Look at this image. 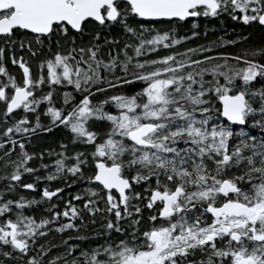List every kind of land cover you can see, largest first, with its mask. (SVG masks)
<instances>
[{
	"label": "snow or ice",
	"instance_id": "1",
	"mask_svg": "<svg viewBox=\"0 0 264 264\" xmlns=\"http://www.w3.org/2000/svg\"><path fill=\"white\" fill-rule=\"evenodd\" d=\"M123 4L121 8L120 0H0V35L11 37L17 28L30 30L39 44L43 36L51 37L54 32L60 37L72 34L64 53L58 50L41 61L42 67L47 66L46 77L41 73L34 78L24 60L13 57L12 63L19 64L23 71L22 83L18 84L0 62V75L7 81L0 83V116L7 124L0 131L4 138L0 147L11 143L20 149L16 161L5 160L4 167L11 165V173H5L4 178L10 182L3 191H13L15 185L11 182L19 183L22 173L34 171L27 167L34 154L25 150L21 138L37 129L47 133L51 127L62 125L72 133L74 142L95 144L91 153L93 174L84 176L82 168L88 161L80 159L83 153H73L75 162L68 166L61 151L53 162L54 171L46 179L67 178L70 174L89 184L96 182L97 187L85 189L90 198L84 200L83 210L92 216L100 214L101 219L105 213L114 214L115 221L109 218L103 225L102 236H110L113 230L124 234L123 239H105L90 251L82 249L71 261L63 259V264H81L79 258L83 264H264V85L252 87L256 78H264V62L256 59L264 56V48L246 51L243 56L217 54L193 59L192 54L206 51L199 47L139 60L136 57L155 52L161 45L170 47L166 43L169 39L171 45H177L187 38L177 40L167 31L161 33L145 24H140L138 30L129 24L135 18L155 23L159 18L182 21L201 14L217 16L231 7L233 12L241 13L232 19L264 26V0H123ZM87 18L101 28L119 23L138 43L133 46L125 42L118 50L112 48L106 60L99 56L101 45L95 42L99 32L87 48L76 47L75 33H83ZM146 33L150 38H144ZM105 43L118 41L109 38ZM59 44L58 39L57 48ZM20 47L31 51V42L21 41ZM129 48L133 55L128 54ZM3 53L0 48V57ZM240 62L243 66H239ZM206 75L210 79H205ZM134 82H140L142 87L132 94L122 92L96 102L91 99L106 89ZM45 84L46 93L42 91ZM56 86H71L81 98L77 102L72 91H65L62 106L54 107L51 98ZM37 90L42 94L37 95ZM257 100L259 106L254 107ZM42 103L49 105L45 108L49 127L41 125L38 117L31 127L27 126V115L8 123L15 110L35 112ZM109 103L115 106V114L105 110ZM220 116L228 123L218 122ZM92 119L106 121L110 126L102 133L91 131L87 125ZM12 151L8 148V153ZM42 167L47 169L48 165ZM125 169L135 170L130 179ZM150 178H155L156 183L145 188L151 193L145 197L146 206L158 208V214L149 216V225L141 231L142 209L132 203L133 199L140 200L141 194L132 193L131 184L148 183ZM20 187L34 190L35 184L23 183ZM61 191L45 187L41 198L50 200ZM79 199V194L72 197ZM101 200L104 207L99 206ZM37 203L23 196L0 201V217H10L15 208V219L0 222V245L26 254L29 238L35 244L37 236L45 235L40 229L61 216L67 219L55 227L57 232L78 230L74 223L77 217L83 222L78 207L66 200L63 211H52L51 219L41 218L37 223L33 216L21 211ZM122 220L129 222L130 231L121 227ZM76 247L69 244L62 256L52 257L47 264H59ZM11 250L0 249V255L9 257ZM47 251L40 245L39 254L28 255L26 264H42L40 257ZM197 253L202 258L189 259Z\"/></svg>",
	"mask_w": 264,
	"mask_h": 264
},
{
	"label": "trees",
	"instance_id": "2",
	"mask_svg": "<svg viewBox=\"0 0 264 264\" xmlns=\"http://www.w3.org/2000/svg\"><path fill=\"white\" fill-rule=\"evenodd\" d=\"M121 8L124 7L123 2H120ZM219 14V12H218ZM237 14H225L221 17L216 16H201L198 15L197 17L186 19V20H171V21H156L153 22H146L144 20H140L139 18H135V22L137 24H145L146 26H152L156 25L157 27H160L161 33L163 32H169L173 38H176L177 40L180 39V37H186L185 40H180V46L183 50L189 49V48H199L203 47L206 49L203 53H194L192 54L193 59H199L202 55L207 56H215L217 54H226L230 56H243L246 51H250L254 48H264V32L263 30L258 27L254 22H249L245 24L243 21L239 19H232V16ZM238 17V16H237ZM131 20V19H130ZM133 21V20H132ZM91 25L92 28L89 29L88 27ZM133 26V25H131ZM153 27V26H152ZM84 30L88 31L90 34V39L92 41V38L95 36L96 32L100 33L99 39L95 42L100 44L101 46H105L107 51L109 50V47H111V44H106L105 41L111 38L113 41H118L115 45L118 47H121L124 45L125 42L131 43L130 36L124 32L123 25L117 23L114 25L105 26L103 28L99 27L97 23L94 21L88 20L87 23L84 24ZM90 30V31H89ZM195 32L196 35H192V33ZM23 32L20 30H15L13 35H20ZM80 33H75V38L79 36ZM72 35V34H71ZM169 39L168 41H170ZM4 41V40H3ZM52 43H50L51 45ZM46 45L48 47L47 42H43L42 46ZM121 45V46H120ZM1 48L4 49V55L7 56L10 54V49L6 47L5 43L1 45ZM43 49V48H42ZM36 50H38L36 48ZM42 51V50H39ZM10 52V53H9ZM182 51L181 53H183ZM133 55V52L130 54ZM181 57L178 56L177 59H180ZM252 58V57H249ZM137 59V57H136ZM256 59H260V62H264V56H258ZM139 60H151V59H139ZM219 62V61H214ZM232 62V61H230ZM235 63V62H232ZM239 66H243L242 62H240ZM119 75L120 73L117 72ZM205 79H210V76L206 75ZM261 85H264V78H256L254 83L252 84L253 88H259ZM98 87H105L103 84H99ZM142 87V84L140 82H134L130 86L122 87L117 86L115 89H106L105 92L96 94L91 99L93 102H96L100 99H103L105 96H111L114 94H120V93H126V94H132L133 92L139 90ZM218 103V102H217ZM254 107H258V100L254 102ZM105 110L112 112L110 103L105 105ZM116 112V111H115ZM99 122V121H97ZM100 121L99 123H101ZM45 123V124H44ZM40 123L41 125L45 127H49V121ZM31 126V125H30ZM53 129V130H52ZM96 132H101L102 129L100 126H95ZM37 129L34 133H37L35 137L28 138L24 140L25 143V150L31 155L32 158L28 161V163L32 166L33 175H30L29 173H22L21 180L24 181L22 183H34L35 184V192H30L28 190H25L24 188L20 187L21 184L15 185V188L13 191H6L3 190L7 188L8 183L10 182L5 177V173H2L0 175V201L6 200V199H17L20 196L25 197V199L28 200H36L37 204H32L26 206L23 211L24 215H31L38 223L41 218H48L51 219V213L52 211L61 212L65 209V201H69L70 204L76 205L78 209L80 210L81 216L83 217V222L81 221L80 217H77L74 220V223H76L79 226L78 230H71L68 229L63 232H57L55 231V227H57L59 224L65 223L66 219L65 217L61 216L58 221L54 223H50L46 225L45 227L41 228L40 231L45 232V235L43 237L37 236L35 239V244H33L32 239L29 238V252L26 254H19L15 250H11L10 246H2L0 245V249L4 251L11 250V256L4 257L0 255V264H26L27 256H37L39 254V246L44 245L48 248V251L40 257V260L42 264H47L48 260H50L54 256H62L63 253H65L66 248L69 244L77 246L74 248L71 256L63 257L59 264H63V259H68L71 261L72 256H76L77 253L82 249L91 250V247L96 244H102L105 239H111L113 242H115L118 239H123L124 234L117 233L115 230H113L110 234V236L105 237L102 236L100 233L103 231V225L106 223L107 219H113L115 221L114 214L109 216L107 213L104 214V219H101V215L97 214L95 216L89 215L85 210H83V200L89 199L87 192L85 189L87 187H97L96 183L92 182L89 184L87 180H81L78 177H73L70 174H67V178L64 177H58L57 179H54L52 181H49L46 179L47 175L49 173H52L50 170L51 168H42V165H46L47 163L51 165L52 161H55V159L58 158L59 153L63 151L65 153V156L67 159L65 162L68 165H71L75 161L72 159L73 153H83V155L80 157L81 160L87 159V156L90 157L89 154H91L90 149L88 148V145L83 144V148H79L78 144L80 141H75L73 144H69L70 137L72 138V133L66 129L62 125H57L55 127H51V130L47 133L40 131ZM65 136V137H64ZM61 144L64 145V148L62 149L60 146ZM81 144V143H80ZM5 148V147H4ZM3 147L0 148L4 149ZM19 146L16 148L13 147V151L10 152L14 156L19 155ZM89 153V154H87ZM87 154V156H86ZM4 152L0 151V164L1 160L3 158ZM16 157V156H15ZM16 159V158H15ZM33 160V162H31ZM51 160V161H49ZM89 168H82V171L84 173V176L87 177L91 174H93L94 169V162L93 159L90 162ZM211 167V166H209ZM2 169L6 168H0V171ZM128 170L127 176L130 178L132 175V172L135 171L134 169H125ZM3 171V170H2ZM10 170H6V172L9 174ZM126 173V172H125ZM36 177H42L43 179H35ZM73 180H75V183H73ZM155 178H150V181L148 183L141 181L139 184L132 183L131 185V191L132 193L139 192L141 194L140 200H132L133 204L141 206L142 212H141V220H140V229L143 231L148 225V217L154 214H157V211L154 209H148L147 208V200L145 197L149 196L147 192H145V188L149 187V184L152 186H155ZM47 187L49 190H53L55 188H61L62 191L58 193L56 196L49 199H42L41 198V190ZM150 192V191H148ZM79 194L81 196V199L79 200H72V197ZM114 196L116 194L113 193ZM117 197V196H116ZM52 205H55L53 208ZM99 206L104 207L103 200L99 201ZM4 218H10V217H2L0 222L3 221ZM12 219V218H11ZM95 220V223H92V221ZM159 222V221H158ZM129 222L127 220L121 221V227L125 229L126 232L130 231L131 229L128 227ZM93 232L96 233V235H93ZM86 236L88 239L86 240H79L76 239L78 236ZM67 238V239H66ZM83 243V244H82ZM20 256H23V259H20ZM202 258V255L200 253H197L195 257H189V259H200ZM81 260V264H83V259L79 258Z\"/></svg>",
	"mask_w": 264,
	"mask_h": 264
},
{
	"label": "rangeland",
	"instance_id": "3",
	"mask_svg": "<svg viewBox=\"0 0 264 264\" xmlns=\"http://www.w3.org/2000/svg\"><path fill=\"white\" fill-rule=\"evenodd\" d=\"M201 13H203V10L201 11ZM228 13L236 14L237 11L236 12H233L232 9H231V7H229L227 11H220L219 14L216 17L219 18V17H221V16H223L225 14H228ZM201 16L205 17V15H203V14H201ZM129 24L130 25H133L134 27H136L139 30V24H137L136 22H133L132 20H129ZM152 26H147V27L153 28V29H155L157 31H160V27H157L156 25H152ZM88 28L91 29L92 26L90 25ZM12 37L13 38H11L10 40H5V41L2 42V43L8 42L5 45L8 48V50L10 49V52H11V53L9 52L10 54H8L7 56L0 57V62L3 63L5 69L6 68H9V65H8L9 63L12 65V58L13 57L16 58V59L23 58L24 60H26V61H28V62L31 63L32 69L34 70V72L36 74L37 73L40 74L41 70H43L44 71V74L43 75H45V77L47 76V66L45 64L42 67V66H39L37 64L38 59H42V55H39L38 56V54L44 53L47 56L46 57V60H47L49 57H52L55 54V52L58 51V50L61 53H64L67 50V48L70 46L71 40H72L71 33H70V35L68 37H60V36H58L54 32L51 37H49V38H47V40H45V41L48 42V47L45 46V49L44 50L39 51L41 49H38V50L35 49V48H37L39 46V44L37 45L36 44V41L32 37L28 36L27 34L22 33V34H20L18 36L14 35ZM129 38L131 39V44L133 46L136 43H138V41L135 38H133V37H129ZM144 38L145 39L150 38V33H146ZM58 39L60 41L59 48H57V40ZM21 41L31 42V51L27 47L21 48L20 47ZM45 41H43V42H45ZM50 43H52V44L50 45ZM91 43H92V41L90 39V34L86 30H84L82 34L80 33L79 36L77 38H75V46L76 47H85V48H87ZM166 43H168L170 45V47L165 48V47H163V45H161L159 48L156 49L155 52L145 53L144 55H141L140 57H137V59H143V58L144 59H148V58L149 59H156L158 57H162V56H165V55H169L171 53H181L182 51H185V50H183L181 48L180 43H178L177 45H171V40L170 41H167ZM40 45L42 46V44H40ZM121 47H123V46H121ZM112 48H115V49L118 50L120 47L116 46L115 44H111V47H109V50H111ZM127 51H128V54L130 55L133 52V49L132 48H129V49H127ZM33 53H35V55H33ZM108 53H109V51H107L106 47L105 46H101V49H100V52H99V56L102 57V58H104L106 60L108 58ZM3 55H4V53H3ZM9 55H10V57H9ZM7 58H8V60H5ZM85 58H87V54H86ZM177 58H178V56H177ZM4 62L7 63V64H5ZM215 63H218V62H215ZM11 67L15 68L13 65ZM41 73H43V72H41ZM110 105H111L112 113L115 114L116 113L115 112L116 111L115 106L113 104H111V103H110ZM42 109H45V107H42ZM43 113L44 112L41 111V114H43ZM21 115H26V114L24 112H21L20 116ZM99 122H97V120H95V119H92L89 122V124L87 125L88 126V129L91 130V131H95L96 132L95 126H100V128L102 129V131L99 132V133H102V132L106 131L107 128L110 126L109 123L106 122V121H102L101 123H99ZM218 122L227 123V122L223 121V119L221 118V116L219 117ZM30 125L31 124L29 123L27 126L31 127ZM97 142H99V140H97ZM73 143H74V141L70 137L69 144H73ZM80 143L78 144V147L80 149L83 148V146H82L83 144H86V145H88V148L90 149V152L91 153L94 151V148H95V144L94 143L93 144H87V143H83L81 141H80ZM233 143H234V141H233ZM87 154H89V153H87ZM87 154H86V156H87ZM89 155H90V157L87 156L88 164L84 168H89V166L91 165L90 162H91V160L93 158H92V155L91 154H89ZM15 156H14V158H16L15 159V161H16L17 158H18V155H15ZM58 158H59V156H58ZM49 161H51V160H49ZM31 162H33V160ZM53 162L54 161L51 162V165H49L48 163L46 164V165H48V168H51V170H50L51 172L54 171V163ZM66 165H68V164L66 163ZM68 166H70V165H68ZM209 166L212 167L211 164H209ZM27 167H32V166L27 162ZM42 168H44V167H42ZM2 170L0 171V175L2 173H7L6 170H10L9 172L11 173V168H6V169H2ZM233 171L236 174H239V171L238 170L233 169ZM125 172H126L125 175L127 176L128 170H125ZM133 172H132V174H133ZM10 173H9V175H10ZM30 175H33V172ZM22 182H24V181H22ZM149 193L150 192H147V194H149ZM117 197H118V195H117ZM14 212H15V208H13V214L10 216V218H12V219H15ZM1 218L2 217H0V219Z\"/></svg>",
	"mask_w": 264,
	"mask_h": 264
},
{
	"label": "flooded vegetation",
	"instance_id": "4",
	"mask_svg": "<svg viewBox=\"0 0 264 264\" xmlns=\"http://www.w3.org/2000/svg\"><path fill=\"white\" fill-rule=\"evenodd\" d=\"M200 10H203V9H200ZM237 16H239V15H241V13L239 12V10H237ZM256 25H258V27H260L262 30H263V32H264V26H261V25H259V23L258 22H254ZM15 30H20L21 32H23V33H25V34H27L28 36H30V37H32L35 41H36V37H35V35L34 34H32L31 32H28V31H24V30H21V29H14L13 30V33H14V31ZM13 33H12V35H11V37H6V36H0V48H1V44H2V42H3V40L5 41V40H10L11 38H13L12 36H14L13 35ZM47 38H49L48 36H43L41 39H42V43H43V41H45V40H47ZM45 42H47V41H45ZM5 44L6 43H8V42H4ZM3 43V44H4ZM42 43H39V46L37 47V49H41V50H44L45 49V46L46 45H44V46H41L40 44H42ZM48 43V42H47ZM37 45H38V43H36ZM43 48V49H42ZM36 49V48H35ZM39 52V51H38ZM39 55H42V59H38V62H37V64L39 65V66H41V61H45L46 60V55L44 54V53H42V54H38V56ZM9 57H10V55H9ZM18 59H21V58H18ZM23 59V58H22ZM5 60H8V58L7 59H5ZM24 60V59H23ZM260 60V59H259ZM24 62L26 63V66H28L29 67V69H30V73H31V75L35 78V77H38L40 74H41V72H43V74H44V71L43 70H41V72H40V74L39 73H35L34 72V70L32 69V65H31V63L30 62H28V61H26V60H24ZM5 63V62H4ZM5 64H7V63H5ZM9 65V68H6V71H7V73H8V75L9 76H13L15 79H16V81H17V83L19 84V83H22V80H23V71H22V69H20V67H19V64H13L12 63V65L15 67V68H13V67H11L12 65L9 63L8 64ZM45 76V75H44ZM7 81H6V77H4L3 75H0V83H6ZM56 91H54V93H53V96H52V106H54V107H57V108H59V107H61L62 106V104H63V96H62V93L63 92H65V91H72L73 92V96H74V99H75V101H79V99L81 98V96H80V94L79 93H76V92H74L73 91V89H72V87L71 86H68L67 88H65V87H62V86H56ZM43 92H47L48 91V86H47V84H45L44 86H43V90H42ZM37 95H40V94H42L41 93V91L40 90H37V93H36ZM49 105L48 104H46V103H42V104H40V105H38L37 106V108H36V111L35 112H31V113H25L27 116H28V119H29V123L30 124H32L33 122H35L36 120H37V117L39 118V122L40 123H44V122H47V121H50V117L49 116H47L46 114H45V109H42V107H48ZM68 107H70V105L68 106ZM2 109H3V104L2 103H0V112H2ZM41 111L42 112H44L43 114H41ZM21 112H24V110L23 109H18V110H15V115H14V117H9L8 118V123L10 124V123H12L13 122V120L14 119H19L21 116H20V114H21ZM3 117L2 116H0V131H2L3 130V128L4 127H6L7 126V124H4L3 122ZM36 134L37 133H32L31 135H29V136H27V137H22L21 139H23V140H26V139H28L29 137L30 138H33V137H35L36 136ZM2 139H4L3 137H0V140H2ZM17 146H19L18 144H16L15 146H13L11 143H9V144H7V145H4L3 146V148L4 149H1L0 151H2V152H4V154L5 153H8V148H16ZM0 148H2V147H0ZM30 153V152H29ZM12 155V156H11ZM11 157V158H10ZM5 160H12V161H15V158H14V155L12 154V153H8V155L7 156H5V155H3V158H2V160H1V164H0V168H5L4 167V163H5ZM3 164V165H2ZM7 168H11V165H9ZM130 179V178H129ZM14 184H17V185H19V184H23L22 183V180H20V182L19 183H16V182H13ZM95 183V182H94ZM132 185V184H131ZM132 188V187H131ZM28 191H30V192H35V190H32V189H29ZM85 200V199H84ZM83 200V201H84ZM155 211H157V214H158V208H155ZM68 231V230H67Z\"/></svg>",
	"mask_w": 264,
	"mask_h": 264
},
{
	"label": "water",
	"instance_id": "5",
	"mask_svg": "<svg viewBox=\"0 0 264 264\" xmlns=\"http://www.w3.org/2000/svg\"><path fill=\"white\" fill-rule=\"evenodd\" d=\"M120 1H122L123 2V0H120ZM190 18H193V17H185L184 18V20H186V19H190ZM140 19H142V20H145L144 18H140ZM88 20H92L91 18H87V21ZM171 20H179L178 18H159L158 20H156V21H171ZM146 21V20H145ZM181 21V20H180ZM25 31H28V32H30V30H25ZM74 31V30H73ZM0 36H2V35H0ZM222 117V119L223 120H225V121H227V119L225 118V117H223V116H221ZM228 122V121H227ZM115 191V190H114ZM127 191V190H126ZM58 194V193H57ZM56 194V195H57ZM118 194V193H117ZM151 194V193H150ZM210 215V214H209Z\"/></svg>",
	"mask_w": 264,
	"mask_h": 264
},
{
	"label": "bare ground",
	"instance_id": "6",
	"mask_svg": "<svg viewBox=\"0 0 264 264\" xmlns=\"http://www.w3.org/2000/svg\"><path fill=\"white\" fill-rule=\"evenodd\" d=\"M45 124V123H44ZM48 127V126H47ZM53 130V129H52ZM40 132V131H39ZM65 137V136H64ZM16 155V154H15ZM12 156V155H11ZM11 158V157H10ZM3 165V164H2ZM44 180V179H43ZM83 244V243H82Z\"/></svg>",
	"mask_w": 264,
	"mask_h": 264
}]
</instances>
